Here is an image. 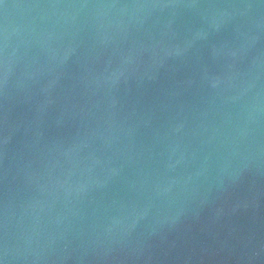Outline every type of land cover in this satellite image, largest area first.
Here are the masks:
<instances>
[{
  "label": "water",
  "instance_id": "water-1",
  "mask_svg": "<svg viewBox=\"0 0 264 264\" xmlns=\"http://www.w3.org/2000/svg\"><path fill=\"white\" fill-rule=\"evenodd\" d=\"M0 264H264V0H0Z\"/></svg>",
  "mask_w": 264,
  "mask_h": 264
}]
</instances>
